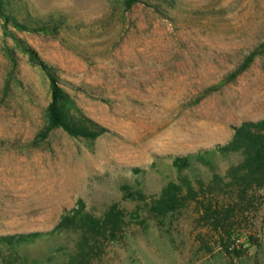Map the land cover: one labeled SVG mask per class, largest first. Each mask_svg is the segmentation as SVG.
I'll list each match as a JSON object with an SVG mask.
<instances>
[{
	"label": "rangeland",
	"instance_id": "1",
	"mask_svg": "<svg viewBox=\"0 0 264 264\" xmlns=\"http://www.w3.org/2000/svg\"><path fill=\"white\" fill-rule=\"evenodd\" d=\"M25 1L32 18L63 17L66 27L57 38L15 31L35 64L0 21V235L49 232L79 201L97 216L114 203L135 212L123 184L139 181L158 195L178 176L174 157L224 144L235 127L264 118V0H176L163 5L169 19L144 4L125 12L122 0ZM50 70L86 90L66 87L109 133L86 141L57 130L40 147L26 146L46 121ZM216 161L224 174L238 157ZM195 175L210 174L196 164ZM195 218L188 208L163 221L134 220L103 264H264V225L262 245L232 261L199 252Z\"/></svg>",
	"mask_w": 264,
	"mask_h": 264
},
{
	"label": "trees",
	"instance_id": "2",
	"mask_svg": "<svg viewBox=\"0 0 264 264\" xmlns=\"http://www.w3.org/2000/svg\"><path fill=\"white\" fill-rule=\"evenodd\" d=\"M124 11L144 4L164 19H169L163 5L174 8L176 0H122ZM0 21L5 35L12 38L35 64L41 63L35 52L17 32L47 34L57 38L66 27L63 17L48 22L32 18L25 0H0ZM257 50L246 57L231 75L232 81L247 71ZM48 70V66L44 65ZM51 101L46 108V121L27 147L38 148L57 130L72 138L96 141L109 129L88 118L66 90L86 92L63 81L49 71ZM237 156L224 174L219 172L217 157ZM196 164L205 167L208 177L195 175ZM177 178L168 182L160 194L148 196L139 181L136 185L123 184V201L138 203L135 212H128L120 203L112 204L101 216L89 211L83 201L66 212L49 232H29L0 235V264H103L108 249L121 243L130 231L133 221L144 225L147 220L163 221L169 216L192 208L196 214L195 230L198 250L206 256L220 253L230 260L248 256L250 250L260 247V228L264 225V118L247 121L234 128V134L224 144L203 149L197 153L172 159ZM140 174V169H133ZM146 214V218H142ZM58 241V242H57ZM62 241V244H58Z\"/></svg>",
	"mask_w": 264,
	"mask_h": 264
}]
</instances>
